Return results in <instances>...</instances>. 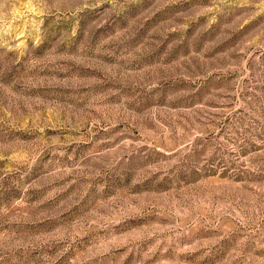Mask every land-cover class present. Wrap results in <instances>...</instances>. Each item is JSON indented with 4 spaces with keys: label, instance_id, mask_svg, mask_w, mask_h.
I'll use <instances>...</instances> for the list:
<instances>
[{
    "label": "rangeland",
    "instance_id": "rangeland-1",
    "mask_svg": "<svg viewBox=\"0 0 264 264\" xmlns=\"http://www.w3.org/2000/svg\"><path fill=\"white\" fill-rule=\"evenodd\" d=\"M0 264H264V0H0Z\"/></svg>",
    "mask_w": 264,
    "mask_h": 264
}]
</instances>
